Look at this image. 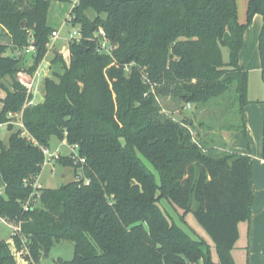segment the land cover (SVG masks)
<instances>
[{"label":"trees","instance_id":"obj_1","mask_svg":"<svg viewBox=\"0 0 264 264\" xmlns=\"http://www.w3.org/2000/svg\"><path fill=\"white\" fill-rule=\"evenodd\" d=\"M50 3L0 0V25L14 47L11 55L0 43V78L13 81L9 87L0 80V123L23 111L24 125L0 142V218L21 222L35 264L61 241L74 244V256L58 264H235L232 250L240 224L252 218L255 186L252 158L227 151L224 133L246 128L249 73L240 53L257 15L264 82V0H249L246 24L237 0H80L67 22L79 26L81 40L70 42L63 73L45 80L44 102L24 108L27 92L17 76H32L45 60L54 31ZM101 28L110 54L99 48ZM29 32L30 67L26 51L17 55ZM169 98L193 114L175 120L159 101ZM52 137L77 144L85 163L60 158L79 178L44 188L24 212ZM165 201L183 220L194 215L219 262L206 241L176 224ZM13 239L21 248L20 236ZM0 264H16L3 240Z\"/></svg>","mask_w":264,"mask_h":264},{"label":"rangeland","instance_id":"obj_2","mask_svg":"<svg viewBox=\"0 0 264 264\" xmlns=\"http://www.w3.org/2000/svg\"><path fill=\"white\" fill-rule=\"evenodd\" d=\"M249 0H237L238 6V16L239 21L242 24L247 23V7ZM72 8L70 3L58 2L55 0H51L49 10H48V25L54 29H58L60 31L59 39L56 40L53 46H48V52L45 60L42 62V67L45 71H41V78L39 79L40 86L37 84L36 90H34V104H41L45 99V80L49 78H54L55 74L63 73L64 67L69 62V49L71 38L70 35L74 31H79L78 25H73L67 22L69 18V12ZM88 17L94 19L97 13L94 10L87 11ZM105 16V14H102ZM262 17L257 15L253 18L251 24L247 28L244 36V46L240 53V64L245 67V69L249 73V88L248 95L251 99L257 100L260 99L264 104V82L262 79V73L258 70L260 67V58L258 51V41L260 32L262 29ZM34 38L32 37V33L29 32V44L28 46L22 47L21 49H17L20 52L26 51V49L32 45ZM0 43L6 44L9 46V54L14 53V47L12 43V39L10 35L7 33L5 28L0 25ZM112 45L110 42L108 43ZM51 48V49H50ZM15 50V51H17ZM54 50H58L60 53V58L54 54ZM102 53L107 54V50H102ZM31 53H26V63L27 66L30 67L33 64L32 58L30 56ZM225 56L227 57V51L225 52ZM24 78L26 80L29 79V74L21 72L18 74L17 79ZM0 80L11 87L12 79L11 76L6 74L2 75ZM39 86V87H38ZM39 88V89H38ZM6 96V92L0 88V113L3 110V99ZM36 99V100H35ZM160 104L165 110L166 114L171 115L175 120H183L186 117H189L193 114V109L189 110L182 106L181 103L172 100V99H159ZM241 118H239L238 122ZM20 119L15 118L10 121L7 127L0 131V142L7 144L8 138L12 132H15L21 129ZM235 132V131H234ZM238 132V131H236ZM225 141V138H224ZM226 142V141H225ZM227 146V144H226ZM49 148L51 152L59 149L63 157H69L71 154V150L68 146L62 145V140L58 137H52L49 143ZM147 163V162H146ZM58 161L55 163L54 172L51 169V166H47L42 169L39 180L45 189L47 188H58L62 185L68 184L76 179L75 169L72 167H63L58 164ZM149 168L153 170V168L147 163ZM51 170V171H50ZM154 171V170H153ZM65 172L66 177H62L61 173ZM156 173V172H155ZM42 175V177H41ZM0 193H4V181L0 176ZM165 211L172 217V219L187 231L195 240H204L211 248L212 258L215 262H219V257L216 253L215 245L211 237L207 234V232L202 228V226L198 223L196 218L192 213H189L185 216L184 220L182 219L183 211L180 209H173L170 205H167L166 201L164 202ZM166 213V212H165ZM240 239L234 247V263L235 264H247V236L245 231V225H240ZM14 234V227L11 225V222L6 223L0 218V240L5 242L12 241ZM74 256V244L68 241H61L55 244L53 249L51 250L49 257H43L40 261V264H55L56 262L70 261ZM17 264V263H16Z\"/></svg>","mask_w":264,"mask_h":264},{"label":"crops","instance_id":"obj_3","mask_svg":"<svg viewBox=\"0 0 264 264\" xmlns=\"http://www.w3.org/2000/svg\"><path fill=\"white\" fill-rule=\"evenodd\" d=\"M54 30L58 31V29ZM54 54L56 56L60 55L58 50H54ZM42 64L39 68L41 71H45ZM258 70L261 71V66L258 67ZM248 99L249 104L246 106L244 112L246 128L238 132H226L224 133V138L227 144V151L242 155H250L252 158L253 181L255 186V201L252 206V218L250 222H244L240 225H245L247 236V264H264V104L262 100L251 99L249 95ZM75 172L76 176L79 171ZM61 175L62 177H66L65 172H62ZM239 230H241L240 226ZM7 243L11 245V241H7ZM232 257L234 260V248L232 250Z\"/></svg>","mask_w":264,"mask_h":264},{"label":"built area","instance_id":"obj_4","mask_svg":"<svg viewBox=\"0 0 264 264\" xmlns=\"http://www.w3.org/2000/svg\"><path fill=\"white\" fill-rule=\"evenodd\" d=\"M80 0H70V4L72 5V8H75L79 5ZM97 37L100 38L99 41V48L100 50H107V54L111 53L112 51V46L109 43V40L106 36V33L104 32V30L101 28L97 34ZM59 38V31L54 30L51 36V41L49 43L48 46H53L54 42ZM71 41H80L82 38V34L80 33V31H74L71 35H70ZM51 49V48H50ZM35 51V47L34 45L29 46L26 49V53H32ZM20 51L17 52V55H20ZM41 78V74L40 71L37 70L32 76L29 75V79L26 80L24 78H20V83L26 88V92H27V101L25 103L24 108L26 107H30V106H34V100H33V96H34V90H36V86L37 84L39 85V79ZM15 118H19L20 119V125L23 128V111L18 112V113H9L8 114V122L5 123H0V131L2 129H4L5 127L8 126V124L10 123V121L12 119ZM66 135V133H65ZM62 145L63 146H68L71 150V154L69 155V158H71L74 162L75 166L78 165H82L85 163V159L80 157L79 154V146L77 144L75 145H71L68 143L67 139L65 138L64 140H62ZM42 153L44 155V162H43V168L47 167V166H51L52 171L54 172L55 170V163L62 158V154L61 151L59 149H57L54 152H51L49 146H45L42 147ZM79 174H80V170ZM76 178H79L78 176H76ZM86 185L90 184L89 180H85ZM44 187L41 184L39 178L36 181V183L33 186V193L31 195V197L29 198V200L27 201V203L24 204L23 206V211L24 212H29L32 205H33V201L35 197H39L40 193L43 191ZM4 222L9 223L8 221L2 219ZM11 225L14 227V234L15 235H19L20 236V240H21V248L16 247L15 243H14V239L12 238L11 241V251H12V255L16 261L17 264H29V263H33V260L31 258L30 252L28 250V246H27V240L26 238H24V236L21 234V222L20 223H11ZM55 264H58L57 262Z\"/></svg>","mask_w":264,"mask_h":264}]
</instances>
